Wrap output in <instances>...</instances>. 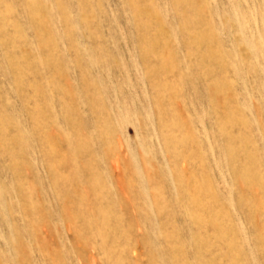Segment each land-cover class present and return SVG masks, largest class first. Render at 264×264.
Segmentation results:
<instances>
[{"label": "rangeland", "instance_id": "rangeland-1", "mask_svg": "<svg viewBox=\"0 0 264 264\" xmlns=\"http://www.w3.org/2000/svg\"><path fill=\"white\" fill-rule=\"evenodd\" d=\"M192 4L0 0V264H264V0Z\"/></svg>", "mask_w": 264, "mask_h": 264}, {"label": "bare ground", "instance_id": "bare-ground-1", "mask_svg": "<svg viewBox=\"0 0 264 264\" xmlns=\"http://www.w3.org/2000/svg\"><path fill=\"white\" fill-rule=\"evenodd\" d=\"M192 1L193 0H181V4L184 5V7L183 6L182 7L184 8V14H185V17H186V20H187V26L189 28H194L195 29L196 26L200 27L201 24H200V22L198 20L199 19V17H198L199 11L194 7V5L192 4ZM138 14L139 15H145V17H151L152 18V14L150 12H147V11H145V12L141 11V12H138ZM149 27H150L149 25H146L144 28L148 29ZM194 29H193V31H194ZM196 29H197V27H196ZM155 34H156L155 40H153L154 42L150 45L151 46V50L155 49L156 47H158L159 44H161L160 40L162 39V33H161V29L159 28V26L156 29ZM188 40H189L188 44L191 47L192 46L193 47L196 46L198 48H202V47L206 46V38H205L204 34H202V33L201 34L197 33V32L196 33H190ZM244 179H245V182L248 185H251L250 184L251 183V181H250L251 179L250 180H249V178L248 179L244 178Z\"/></svg>", "mask_w": 264, "mask_h": 264}]
</instances>
